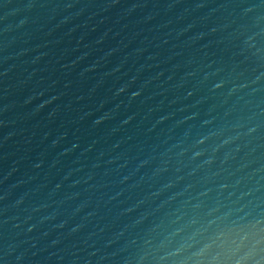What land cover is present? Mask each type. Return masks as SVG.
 <instances>
[{
  "label": "water",
  "instance_id": "water-1",
  "mask_svg": "<svg viewBox=\"0 0 264 264\" xmlns=\"http://www.w3.org/2000/svg\"><path fill=\"white\" fill-rule=\"evenodd\" d=\"M0 264H264V0H0Z\"/></svg>",
  "mask_w": 264,
  "mask_h": 264
}]
</instances>
